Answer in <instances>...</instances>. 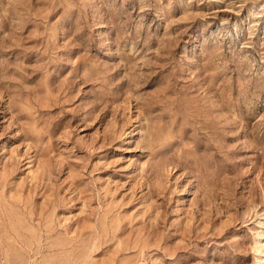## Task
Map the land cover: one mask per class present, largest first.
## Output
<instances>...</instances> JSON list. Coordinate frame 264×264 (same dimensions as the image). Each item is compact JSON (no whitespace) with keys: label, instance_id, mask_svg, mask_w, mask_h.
Instances as JSON below:
<instances>
[{"label":"rangeland","instance_id":"374dc122","mask_svg":"<svg viewBox=\"0 0 264 264\" xmlns=\"http://www.w3.org/2000/svg\"><path fill=\"white\" fill-rule=\"evenodd\" d=\"M0 264H264V0H0Z\"/></svg>","mask_w":264,"mask_h":264}]
</instances>
